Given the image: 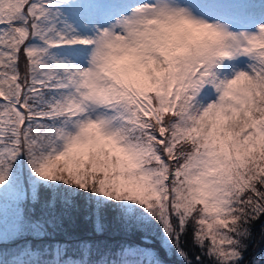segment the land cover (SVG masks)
<instances>
[{
  "label": "snow or ice",
  "instance_id": "6c2138e0",
  "mask_svg": "<svg viewBox=\"0 0 264 264\" xmlns=\"http://www.w3.org/2000/svg\"><path fill=\"white\" fill-rule=\"evenodd\" d=\"M258 224L264 0H0V264H264Z\"/></svg>",
  "mask_w": 264,
  "mask_h": 264
},
{
  "label": "trees",
  "instance_id": "16d2710c",
  "mask_svg": "<svg viewBox=\"0 0 264 264\" xmlns=\"http://www.w3.org/2000/svg\"><path fill=\"white\" fill-rule=\"evenodd\" d=\"M76 227L74 229V233L76 235H79L81 237H88L92 231V225H90L88 222L83 220L82 216H78L76 218ZM259 224L257 225L256 234H255V251L261 250L262 245L264 244V239H259ZM92 238H102V237H92ZM60 239H63V237H60ZM7 247V246H5ZM160 258L162 260L167 259V256L165 254H159Z\"/></svg>",
  "mask_w": 264,
  "mask_h": 264
},
{
  "label": "rangeland",
  "instance_id": "374dc122",
  "mask_svg": "<svg viewBox=\"0 0 264 264\" xmlns=\"http://www.w3.org/2000/svg\"><path fill=\"white\" fill-rule=\"evenodd\" d=\"M259 239H261V237ZM152 247L156 248L157 251L159 252V254H165L166 255V253L162 249L159 248L158 243L154 242ZM261 250H264V244L262 245ZM258 251H260V250H258ZM166 256H167V259L164 260L165 264H171L172 258L170 256H168V255H166Z\"/></svg>",
  "mask_w": 264,
  "mask_h": 264
}]
</instances>
